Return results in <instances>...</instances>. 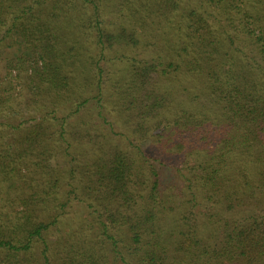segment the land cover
<instances>
[{
	"label": "trees",
	"instance_id": "16d2710c",
	"mask_svg": "<svg viewBox=\"0 0 264 264\" xmlns=\"http://www.w3.org/2000/svg\"><path fill=\"white\" fill-rule=\"evenodd\" d=\"M0 264H264V0H0Z\"/></svg>",
	"mask_w": 264,
	"mask_h": 264
},
{
	"label": "rangeland",
	"instance_id": "374dc122",
	"mask_svg": "<svg viewBox=\"0 0 264 264\" xmlns=\"http://www.w3.org/2000/svg\"><path fill=\"white\" fill-rule=\"evenodd\" d=\"M144 149H146V147ZM146 151H148V148H147ZM173 163H175L177 166H180V164H178L179 162H173ZM166 177H167V180L168 179L172 180L174 178V168H170V165H168V173H167ZM178 216H179V214L177 212H175V211L170 213L169 217H170L171 225H174V223L176 224L175 221L178 220L177 219V218H179ZM52 236L55 237V234L52 235Z\"/></svg>",
	"mask_w": 264,
	"mask_h": 264
}]
</instances>
